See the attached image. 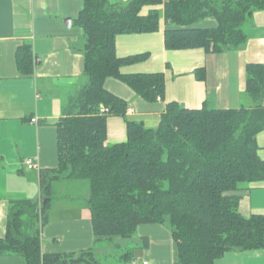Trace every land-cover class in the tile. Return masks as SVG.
Segmentation results:
<instances>
[{"label": "trees", "instance_id": "1", "mask_svg": "<svg viewBox=\"0 0 264 264\" xmlns=\"http://www.w3.org/2000/svg\"><path fill=\"white\" fill-rule=\"evenodd\" d=\"M75 19L85 37L86 86L55 124L57 165L39 173V201L11 203L0 256H20L24 264H102L93 256L99 243L129 239L143 225H165L176 248L175 264H214L233 251L264 249V218L243 217L238 204L248 184L264 181V161L256 137L264 131V66L245 67L244 94L251 108L190 110L168 103L155 128L126 120V141L106 144L110 115L124 118V100L105 89L116 79L146 102L164 95L162 73L125 74L123 68L146 54L119 58L116 38L150 34L165 25L167 51L202 50L215 55L246 42L245 26L264 0H79ZM214 28H202L204 20ZM29 44L15 54L19 73L32 72ZM205 71H196L204 80ZM108 109L99 113V106ZM87 182L93 247L78 254L44 253L40 228L48 222L52 184ZM144 246H148V240ZM130 251L121 261L132 262ZM130 257V258H129Z\"/></svg>", "mask_w": 264, "mask_h": 264}, {"label": "crops", "instance_id": "2", "mask_svg": "<svg viewBox=\"0 0 264 264\" xmlns=\"http://www.w3.org/2000/svg\"><path fill=\"white\" fill-rule=\"evenodd\" d=\"M107 1L110 5H121L127 0ZM80 9L79 0H0V239L5 234L12 202L39 201V173L57 165L55 124L87 84L85 37L74 22ZM215 26L212 19L200 25L202 28ZM164 30L162 21L154 33L116 38L117 57L147 55L143 61L123 68V73H162L165 87L163 98L150 103L120 81L106 80L105 89L124 100L126 110H131L124 118L107 117L106 144L109 146L126 141V120L141 122L147 128L157 127L168 103L175 102L190 110L202 106L208 109L244 107L245 67L264 66V11L254 13L245 26L247 39L243 46L215 55L199 49L167 51ZM26 43L32 52L29 75L20 74L16 69V51ZM200 68L205 71L202 81L196 77ZM256 144L258 156L264 161V131L257 135ZM27 159L33 160L37 168L26 169L23 162ZM83 187L85 197H80L79 190ZM87 187L83 182L67 179L53 182L51 209L54 210L55 204L64 214L66 204L61 206L54 197L57 191L65 193L59 199L69 200L67 206L72 208H68L70 217L56 221L48 217L42 228L38 223L40 237L47 242L44 253L77 254L93 247L91 213L85 203L89 196ZM245 187L238 212L243 217L264 218V181ZM137 231L141 239L148 240V246H144L138 258L130 256L133 258L130 264L143 261L175 264L176 248L167 229L162 225H143ZM0 264H24V261L20 256L3 255ZM214 264H264V249L228 252Z\"/></svg>", "mask_w": 264, "mask_h": 264}, {"label": "rangeland", "instance_id": "3", "mask_svg": "<svg viewBox=\"0 0 264 264\" xmlns=\"http://www.w3.org/2000/svg\"><path fill=\"white\" fill-rule=\"evenodd\" d=\"M245 105L244 107H248V105H252V102L250 99H246L244 102ZM155 127V126H153ZM72 181V180H69ZM73 182H82V181H73ZM85 183V185H87V182H83ZM65 195V193L63 192H54V197L57 198L59 201V204L61 206H63V204H66V207H64V214H61V212H59L57 208H59V206L54 204V210H50L48 213V217L50 219V221H56L58 220L60 217H68L69 214L71 213L70 211H68V208L72 206H67L69 205V200L66 199H59L60 196ZM79 195L80 197H85V192H84V187L82 189L79 190ZM89 195V194H88ZM87 199V198H86ZM72 205V204H71ZM70 217V216H69ZM163 227L165 229H167L170 232V228L168 223H166L165 225H163ZM45 240L42 239L41 236V248L43 250V248L45 247V243H47L46 241L43 242ZM145 250L144 248V244L142 243V239L139 237V233L138 231L136 232V234L133 235L132 238L129 239H120V238H116L115 241L113 240L112 242L106 243V242H101L99 243V246L96 247L93 250V256L99 260L102 264H125L123 261H121L120 257H122L126 251H130V255L133 256L135 258H138L139 255ZM79 255V253H77ZM129 264V263H127Z\"/></svg>", "mask_w": 264, "mask_h": 264}, {"label": "built area", "instance_id": "4", "mask_svg": "<svg viewBox=\"0 0 264 264\" xmlns=\"http://www.w3.org/2000/svg\"><path fill=\"white\" fill-rule=\"evenodd\" d=\"M157 100H160L159 98ZM99 113L100 114H107L108 113V109L105 108L104 106H99ZM131 113V110H126L125 114L129 115ZM31 123H35V120H31ZM23 165L26 167V169L28 170H33L37 168V164L34 163L33 160L27 159L23 162ZM142 264H152L148 261H143Z\"/></svg>", "mask_w": 264, "mask_h": 264}, {"label": "water", "instance_id": "5", "mask_svg": "<svg viewBox=\"0 0 264 264\" xmlns=\"http://www.w3.org/2000/svg\"><path fill=\"white\" fill-rule=\"evenodd\" d=\"M68 22H70V20H67Z\"/></svg>", "mask_w": 264, "mask_h": 264}]
</instances>
